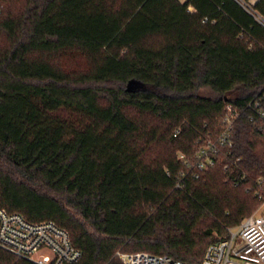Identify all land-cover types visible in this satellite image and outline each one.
I'll return each mask as SVG.
<instances>
[{
  "label": "trees",
  "instance_id": "obj_1",
  "mask_svg": "<svg viewBox=\"0 0 264 264\" xmlns=\"http://www.w3.org/2000/svg\"><path fill=\"white\" fill-rule=\"evenodd\" d=\"M258 107L264 0H0V206L66 229L73 264H199L262 204Z\"/></svg>",
  "mask_w": 264,
  "mask_h": 264
},
{
  "label": "built area",
  "instance_id": "obj_2",
  "mask_svg": "<svg viewBox=\"0 0 264 264\" xmlns=\"http://www.w3.org/2000/svg\"><path fill=\"white\" fill-rule=\"evenodd\" d=\"M233 111L227 108L217 140H209L199 148L195 162L199 170H206L214 164L211 154L217 152L218 146H232ZM256 116L264 119V109L256 108ZM257 183L260 191L256 196L264 203V179L260 178ZM0 249L34 264H73L82 257L81 251L73 246L69 232L55 222H32L18 213L7 212L1 206ZM116 256L122 264H195L144 252H117ZM199 264H264V215L253 214L238 227L229 229L224 239L207 246Z\"/></svg>",
  "mask_w": 264,
  "mask_h": 264
},
{
  "label": "rangeland",
  "instance_id": "obj_3",
  "mask_svg": "<svg viewBox=\"0 0 264 264\" xmlns=\"http://www.w3.org/2000/svg\"><path fill=\"white\" fill-rule=\"evenodd\" d=\"M60 62L68 70H81L84 67V62L76 56H65L61 58ZM204 93L208 94L207 92ZM253 214L264 215V203L257 207Z\"/></svg>",
  "mask_w": 264,
  "mask_h": 264
},
{
  "label": "crops",
  "instance_id": "obj_4",
  "mask_svg": "<svg viewBox=\"0 0 264 264\" xmlns=\"http://www.w3.org/2000/svg\"><path fill=\"white\" fill-rule=\"evenodd\" d=\"M252 2L255 1V0H251Z\"/></svg>",
  "mask_w": 264,
  "mask_h": 264
}]
</instances>
